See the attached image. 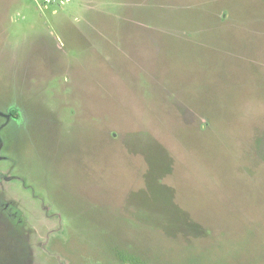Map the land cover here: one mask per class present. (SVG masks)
I'll return each mask as SVG.
<instances>
[{"label":"rangeland","instance_id":"374dc122","mask_svg":"<svg viewBox=\"0 0 264 264\" xmlns=\"http://www.w3.org/2000/svg\"><path fill=\"white\" fill-rule=\"evenodd\" d=\"M264 264V0H0V264Z\"/></svg>","mask_w":264,"mask_h":264},{"label":"trees","instance_id":"16d2710c","mask_svg":"<svg viewBox=\"0 0 264 264\" xmlns=\"http://www.w3.org/2000/svg\"><path fill=\"white\" fill-rule=\"evenodd\" d=\"M130 264V263H129Z\"/></svg>","mask_w":264,"mask_h":264}]
</instances>
